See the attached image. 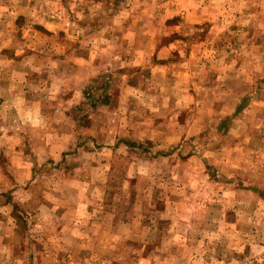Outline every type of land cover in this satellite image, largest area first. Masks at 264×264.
<instances>
[{
	"label": "rangeland",
	"instance_id": "1",
	"mask_svg": "<svg viewBox=\"0 0 264 264\" xmlns=\"http://www.w3.org/2000/svg\"><path fill=\"white\" fill-rule=\"evenodd\" d=\"M175 3L0 0V199L4 218L17 226L13 234L12 225L4 223L0 263L19 258V264H264L263 9L244 15L242 25L249 30L242 41L229 16L210 59L201 57L208 49L200 45L211 31L184 26L176 32L181 17L174 15ZM257 4L263 1L245 0L246 11ZM177 37L189 43L179 50L195 56L187 62L176 52L168 62L181 73L192 72L197 100L194 110L181 109L180 127L164 129L162 139L155 128L150 136H133V130L107 147V139L93 145L82 134L76 147L68 148V158L52 161L43 142L73 129L20 123L26 105L48 106L69 97L76 78L68 71L78 73L79 62L97 67L85 88L90 96L77 104L90 108L99 99L95 92L112 77L109 59L124 52L121 61L132 66L138 57L130 55L139 45L150 52L155 43L170 44ZM73 114L79 117V111ZM112 147L107 161L102 152ZM77 167L83 174L75 178L89 179L87 195L92 183L104 192L96 190L92 200L79 197L84 207L79 220L67 223L63 239H57V225L38 210L39 197L19 188L48 185L57 189L48 195L58 203L64 180ZM25 247L29 253L19 250ZM44 250L51 253L45 256Z\"/></svg>",
	"mask_w": 264,
	"mask_h": 264
},
{
	"label": "crops",
	"instance_id": "2",
	"mask_svg": "<svg viewBox=\"0 0 264 264\" xmlns=\"http://www.w3.org/2000/svg\"><path fill=\"white\" fill-rule=\"evenodd\" d=\"M262 1V5L257 4V7H252L250 12H248L246 11L248 9L245 7V0H176L174 15H179L183 22L181 23L180 20L179 24L173 27L176 32H180L184 26L188 28L199 27V29L211 31L212 36H208L206 43L203 42L200 45L208 49L203 50L201 57L214 59V41L219 40L217 33H225L228 30V17L231 16L235 19V26H238L236 28L237 36L239 41H242L243 32L249 30L245 25H242V22H244L243 17L245 14L253 15V10H257L259 7L264 12V0ZM252 32H254V29H252ZM255 32H257V29H255ZM188 44V41L179 40L177 37L170 44L160 45L159 43L157 45L155 43L153 47H150H155V49L150 52L149 50L147 52L142 45H139L137 48L138 53L130 55L133 58L138 57L132 66L124 62L126 61V54L124 52L122 56L112 57L108 60V68H113V72H109L112 77H107L108 83L105 85L106 88L101 86L102 90L95 92L96 96H99L96 98L99 99L90 108L87 107L88 105L79 106L78 108L77 104L78 102H83L86 96H90V94H87V89L85 88L88 79L94 75L93 70L97 67H85L79 62L78 73L75 72V70H78L76 68H71L68 71V73H74L76 78L75 87L69 89L71 90L69 97L66 100L64 99L62 103L50 104L48 106L42 104L26 105L23 108L24 113L20 118V123L31 127L42 128L52 127L53 124H56V127L73 129L70 134L65 135L61 133L59 139H46L43 142L45 145L43 148L45 150V156L52 161H59L63 156H67L68 148L72 145L76 147V143L79 142V140L77 142V139L82 134H86L87 137L85 139H89L93 145L98 144L97 139H107V147L113 146L115 139H128V134L133 133V130L134 132L136 131V133H133V136L137 133H140L139 136H150L152 133L151 129L155 128V133H158L159 139H162L165 136L163 134L164 129L171 128L174 130L180 127L179 116L181 109L187 111L194 110V102L197 100L195 98L196 91L192 84V72L182 71L181 73V68L176 69L178 67L177 65L168 62L176 52H180L182 57H185L186 53L184 52L183 54L179 49L181 46L186 47ZM193 56H195V53L192 55L191 52H188L186 56L187 62ZM148 58L150 59L148 60ZM117 59L119 61L117 63L119 65L118 68L122 70L118 73L115 69ZM121 59L124 61H121ZM153 59L157 61L155 64L152 63ZM143 61H145V65L142 64ZM168 64H172V67L175 69L170 68ZM93 65H95L94 62ZM149 65H154L153 70L144 71L145 69L149 70ZM145 74H147L146 78H142ZM221 78L223 79L224 77L221 76ZM143 79L145 81L142 83ZM55 89L58 88L55 87ZM56 92L57 90L54 92L49 90L48 94H55ZM115 97L117 99L116 104L113 103L115 100L113 98ZM225 107L221 108V111ZM252 108L259 110L258 107ZM73 111L76 113L79 111V117L77 114H73ZM175 113H177L176 117ZM138 129L141 132H137ZM139 136L134 138H145ZM113 149V147L105 148V151L102 152L108 156L109 159L107 161L111 160ZM99 153L91 152L90 155L95 154L99 156L101 154ZM39 155L42 156V154ZM98 159L100 157L93 158L92 161L97 162ZM80 174L83 173L82 171L79 173L78 167L68 173V177L64 180L65 183L62 185L63 188L59 190L64 193L58 203L52 199V195H48V191L52 193L53 190L57 189L51 188L48 185H45L44 189H42L40 184L32 183L27 186H20L19 188V191L22 190L24 194H31L33 192L35 198L36 196L39 197L37 201L38 210L43 213V218L47 223L57 225L58 231L55 237L57 239H63L60 234L67 223L74 224L76 220H79V209L84 208L82 205H79V197L92 200L94 196L93 192L96 190L104 192V187L92 183L91 193L87 195L90 190V182L89 179L80 180L79 178H75V176ZM91 181L93 182V180ZM2 192L0 191V195L3 194ZM25 196L29 197L27 194ZM0 197L2 199L3 195ZM1 199L0 240L4 223L12 225L11 232L13 231V234L17 228L14 219L8 221L4 218V213L2 212L4 210V203ZM67 216H71L68 217L70 218L69 222H67L68 218L65 219ZM45 236L46 239H52V237H48L47 233H45ZM76 238L78 237L76 236ZM28 249L25 247L23 250H19L29 253ZM43 249L47 248L44 247ZM14 250L16 252L19 251L18 249ZM14 250L13 255L15 253ZM49 253L51 251L44 250L43 252L45 256ZM32 260L31 258L30 261ZM19 262L20 259L18 258L17 260L10 261L9 263L5 262L4 264H19ZM22 264L25 263L22 262Z\"/></svg>",
	"mask_w": 264,
	"mask_h": 264
}]
</instances>
